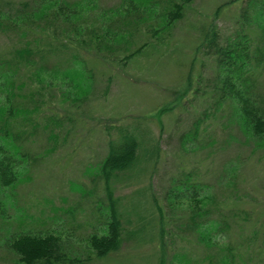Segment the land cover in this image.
Returning a JSON list of instances; mask_svg holds the SVG:
<instances>
[{
  "label": "rangeland",
  "instance_id": "1",
  "mask_svg": "<svg viewBox=\"0 0 264 264\" xmlns=\"http://www.w3.org/2000/svg\"><path fill=\"white\" fill-rule=\"evenodd\" d=\"M222 1H191L160 37L145 32L148 45L125 65L87 56L94 77L80 101L64 98L65 92L61 99L58 89L52 98L47 94L39 110L42 116L36 117L40 124L26 143L37 157L21 172L12 193H0V264H15L4 241L21 229H53L70 245L68 250H76L68 256L90 254L88 261L74 264H183L172 252L187 255L190 264H207L203 243L184 225L193 202L174 195L175 184L186 181L209 185L227 212L226 229L217 231L222 234L216 240L221 249L229 243L233 252L238 250L239 264H264V151L226 118L228 104L213 105L208 85L215 73L214 59L200 48L194 50L201 27L210 21L224 37L236 31L241 1L221 6L214 14ZM98 2L109 5L117 0ZM8 43L0 32V50ZM254 76L264 93V71L256 70ZM46 116L59 119L55 124L49 121L54 135L48 139V130L41 127L48 122ZM123 126H134L139 134L140 157L110 177L122 240L115 250L95 256L85 238L104 230L108 214L96 165L107 140L116 138ZM224 168L228 171L221 178ZM230 208L237 216H231ZM129 229H137L134 238L128 236Z\"/></svg>",
  "mask_w": 264,
  "mask_h": 264
},
{
  "label": "trees",
  "instance_id": "2",
  "mask_svg": "<svg viewBox=\"0 0 264 264\" xmlns=\"http://www.w3.org/2000/svg\"><path fill=\"white\" fill-rule=\"evenodd\" d=\"M191 1L117 0L103 5L98 0H0V32L9 41L6 49L0 50V193L8 196L5 191L12 189L21 179V172L30 168L37 157L26 143L40 124L36 117L41 115L39 110L46 103L47 94L52 98L55 96L52 91L58 89L60 94L65 92L64 98L80 101L93 83L89 55L112 65H125L148 45L145 32L160 37L182 16L184 7ZM236 1L220 2L213 13ZM240 1L236 31L224 37L210 21L201 27L194 50L200 48L214 59L215 73L208 85L214 96L213 105L228 104L226 118L236 124L253 146L264 151V93L254 76L256 70L264 71V0ZM138 35V41L132 38ZM43 119L48 120L41 126L48 130V139L54 135L48 127L49 121L55 124L59 119L52 116ZM135 130L134 126L132 129L119 127L116 138L107 140L106 152L96 165L104 181L108 214L104 230L92 232L85 238L95 256L115 250L122 240L121 222L109 180L117 171L127 170L138 162L141 138ZM152 154L153 150H149V159ZM226 169L228 171L224 168L219 177L225 176ZM174 195L193 202L184 225L203 243L202 258L206 263L239 264L235 260L238 250L233 252L235 249L229 243L221 249L216 242L222 235L217 231H224L228 225L227 212L222 210L220 200L215 199L209 185L187 181L175 184ZM229 212L232 217L237 216L231 208ZM242 212L244 217L246 212L244 209ZM159 221L158 235L162 243V219ZM137 229H129L128 236L134 238ZM4 242L15 255V264H74L88 261L90 257L89 253L83 257L68 256V251L76 250H72V246L68 250L70 245L53 229H21L10 232ZM181 254L172 252L177 260L190 264L191 258Z\"/></svg>",
  "mask_w": 264,
  "mask_h": 264
}]
</instances>
